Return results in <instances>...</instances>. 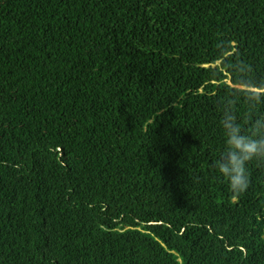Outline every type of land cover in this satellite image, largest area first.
I'll use <instances>...</instances> for the list:
<instances>
[{"label":"trees","instance_id":"1","mask_svg":"<svg viewBox=\"0 0 264 264\" xmlns=\"http://www.w3.org/2000/svg\"><path fill=\"white\" fill-rule=\"evenodd\" d=\"M237 61L264 0H0V264H264V163L213 167Z\"/></svg>","mask_w":264,"mask_h":264},{"label":"clouds","instance_id":"2","mask_svg":"<svg viewBox=\"0 0 264 264\" xmlns=\"http://www.w3.org/2000/svg\"><path fill=\"white\" fill-rule=\"evenodd\" d=\"M220 58H224L228 46L218 45ZM231 63H226L228 67ZM240 70V75L234 77V83L241 85L239 89H228L219 102L221 112L220 125L226 137V148L219 158L213 162V167L228 181L230 189L236 194L247 191L250 180L247 165L253 160L264 163V115H258L254 109L264 103V83H257L249 74L250 65L241 61L231 64ZM241 97L249 106L246 115L248 128L242 127V118L237 115L235 106Z\"/></svg>","mask_w":264,"mask_h":264}]
</instances>
